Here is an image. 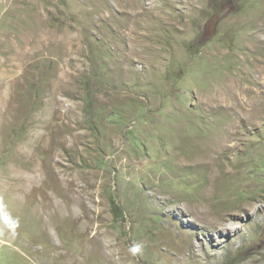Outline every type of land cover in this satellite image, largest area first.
I'll return each mask as SVG.
<instances>
[{"label": "rangeland", "instance_id": "374dc122", "mask_svg": "<svg viewBox=\"0 0 264 264\" xmlns=\"http://www.w3.org/2000/svg\"><path fill=\"white\" fill-rule=\"evenodd\" d=\"M0 264H264V0H0Z\"/></svg>", "mask_w": 264, "mask_h": 264}]
</instances>
